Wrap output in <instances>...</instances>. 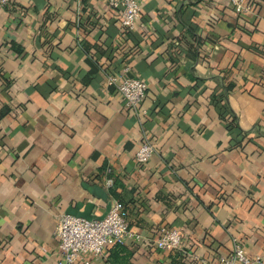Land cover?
I'll use <instances>...</instances> for the list:
<instances>
[{
	"label": "crops",
	"instance_id": "obj_1",
	"mask_svg": "<svg viewBox=\"0 0 264 264\" xmlns=\"http://www.w3.org/2000/svg\"><path fill=\"white\" fill-rule=\"evenodd\" d=\"M250 2L236 16L228 0H139L131 32L105 0L0 5V264H57L59 215L115 201L145 241L75 264H217L234 240L264 253V0ZM110 73L145 81L137 111ZM162 227L179 250L151 244Z\"/></svg>",
	"mask_w": 264,
	"mask_h": 264
},
{
	"label": "built area",
	"instance_id": "obj_2",
	"mask_svg": "<svg viewBox=\"0 0 264 264\" xmlns=\"http://www.w3.org/2000/svg\"><path fill=\"white\" fill-rule=\"evenodd\" d=\"M107 5L117 11L123 30L133 31L139 19L141 8L139 0H105ZM11 0H0V5H7ZM234 15L251 13L250 0H228ZM127 71V69H125ZM106 85L113 86L122 105L128 110L137 111L147 90L145 81L128 75L107 74ZM154 152L153 141L144 136L135 153L139 164L145 163ZM109 185L113 179H107ZM123 204L115 201L101 218H85L63 213L59 215L54 235L58 239L57 264H75L84 258L103 259L109 247L115 244L138 243L145 241L133 230L126 220ZM181 236L178 231L162 227L151 244L161 250H179ZM217 264H264V253L248 256L243 246L234 240L232 250L218 258Z\"/></svg>",
	"mask_w": 264,
	"mask_h": 264
},
{
	"label": "trees",
	"instance_id": "obj_3",
	"mask_svg": "<svg viewBox=\"0 0 264 264\" xmlns=\"http://www.w3.org/2000/svg\"><path fill=\"white\" fill-rule=\"evenodd\" d=\"M229 6H230V11L233 13V11H232V7H231V5L229 4ZM234 14V13H233ZM124 32H126V30H124ZM187 32H189V34L191 35V36H193L194 38V42H193V44H192V46L195 48L194 50H196V51H198V45H199V43H200V39H199V37L194 33V32H192L190 29H187ZM128 33V32H127ZM11 46L13 47V48H15L18 52H19V49L18 48H16L15 46H14V44H12L11 43ZM233 86H232V84H228L227 86H226V91H228V90H230L231 88H232ZM223 113V112H222ZM226 113V116H225V119H224V121L226 122V125H227V127H229V129H235L236 128V118L234 117V115H232L231 113H229V112H227L226 110L224 111V114ZM1 114H4V110L3 111H1L0 112V115ZM118 246L120 245V244H117Z\"/></svg>",
	"mask_w": 264,
	"mask_h": 264
}]
</instances>
